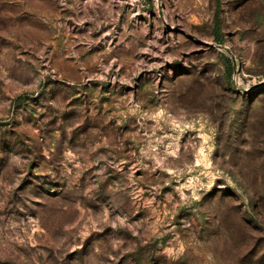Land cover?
Here are the masks:
<instances>
[{
    "label": "rangeland",
    "instance_id": "1",
    "mask_svg": "<svg viewBox=\"0 0 264 264\" xmlns=\"http://www.w3.org/2000/svg\"><path fill=\"white\" fill-rule=\"evenodd\" d=\"M259 194L264 0H0V264H264Z\"/></svg>",
    "mask_w": 264,
    "mask_h": 264
},
{
    "label": "trees",
    "instance_id": "2",
    "mask_svg": "<svg viewBox=\"0 0 264 264\" xmlns=\"http://www.w3.org/2000/svg\"><path fill=\"white\" fill-rule=\"evenodd\" d=\"M217 27H218V24H217ZM232 70H233V68L230 64V67H229V73L230 74H231ZM252 207L254 210H256L255 214L257 216H259V217L262 216V213L264 215V194H259V196H257V199H255V202L253 203Z\"/></svg>",
    "mask_w": 264,
    "mask_h": 264
}]
</instances>
